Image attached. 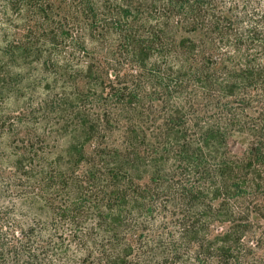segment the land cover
Instances as JSON below:
<instances>
[{"label":"trees","instance_id":"obj_1","mask_svg":"<svg viewBox=\"0 0 264 264\" xmlns=\"http://www.w3.org/2000/svg\"><path fill=\"white\" fill-rule=\"evenodd\" d=\"M5 139L0 264H264V0H0Z\"/></svg>","mask_w":264,"mask_h":264},{"label":"rangeland","instance_id":"obj_2","mask_svg":"<svg viewBox=\"0 0 264 264\" xmlns=\"http://www.w3.org/2000/svg\"><path fill=\"white\" fill-rule=\"evenodd\" d=\"M12 106V104H9ZM2 147L0 148V159L5 158L8 154H10V150L8 147V140L5 139L1 145Z\"/></svg>","mask_w":264,"mask_h":264}]
</instances>
